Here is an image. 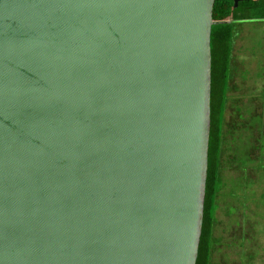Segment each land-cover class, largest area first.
Returning <instances> with one entry per match:
<instances>
[{
    "label": "water",
    "instance_id": "1",
    "mask_svg": "<svg viewBox=\"0 0 264 264\" xmlns=\"http://www.w3.org/2000/svg\"><path fill=\"white\" fill-rule=\"evenodd\" d=\"M212 4L0 0V264H194Z\"/></svg>",
    "mask_w": 264,
    "mask_h": 264
},
{
    "label": "rangeland",
    "instance_id": "2",
    "mask_svg": "<svg viewBox=\"0 0 264 264\" xmlns=\"http://www.w3.org/2000/svg\"><path fill=\"white\" fill-rule=\"evenodd\" d=\"M234 29L232 81L236 87L231 97L239 95L240 90L243 95L240 101L229 102L225 116L236 103L251 124L259 120L255 112L257 103L264 118V18L242 20ZM257 92L259 97L254 100L253 94ZM244 128L236 129L231 140L238 149L233 153L232 168L224 164L222 170L223 184L214 213L216 241L212 246V264H235L238 255L239 261L245 260L246 264H264V148L256 149L250 157L246 149L251 144L252 132ZM242 248L246 251L239 250Z\"/></svg>",
    "mask_w": 264,
    "mask_h": 264
},
{
    "label": "trees",
    "instance_id": "3",
    "mask_svg": "<svg viewBox=\"0 0 264 264\" xmlns=\"http://www.w3.org/2000/svg\"><path fill=\"white\" fill-rule=\"evenodd\" d=\"M211 17L207 163L201 226L194 264H210L212 246L216 241L213 236L216 198L223 184V167L227 164L228 167L234 162L233 153L237 147L231 140L235 130L245 127L249 133L252 132L251 144L246 149L250 157L256 149L264 148V118L261 107H256L255 112L259 120L255 123L248 122L236 103L229 109L230 114L225 116L229 102L240 101L243 95V90H240V96L237 94L236 97H231L236 87L232 81L235 69L232 56L234 27L242 20L264 18V0H238L235 5L232 0H213Z\"/></svg>",
    "mask_w": 264,
    "mask_h": 264
},
{
    "label": "crops",
    "instance_id": "4",
    "mask_svg": "<svg viewBox=\"0 0 264 264\" xmlns=\"http://www.w3.org/2000/svg\"><path fill=\"white\" fill-rule=\"evenodd\" d=\"M234 95H235V94H234ZM254 95H255V96H254ZM251 97H252V96H251ZM256 97H259L258 92L255 93V94H253V97H252V98L255 100ZM257 107H259V108L261 107L259 103H257ZM227 168H228V169H231V168H232V164L229 165ZM240 246H241V244H240ZM212 250H213V249H212ZM239 250H244V251H246L244 248L239 249ZM211 254H212V252H211ZM239 256H240V255H238L237 263H238V264H246V263H245V260H243V261L240 260V261H239ZM237 263H235V264H237ZM210 264H212V262H211V257H210ZM217 264H220V263H217Z\"/></svg>",
    "mask_w": 264,
    "mask_h": 264
}]
</instances>
